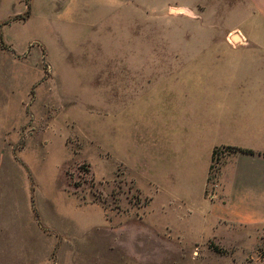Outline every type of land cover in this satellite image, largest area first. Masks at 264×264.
Masks as SVG:
<instances>
[{
  "label": "rangeland",
  "instance_id": "1",
  "mask_svg": "<svg viewBox=\"0 0 264 264\" xmlns=\"http://www.w3.org/2000/svg\"><path fill=\"white\" fill-rule=\"evenodd\" d=\"M156 72H264V0H0V264H264L206 210L218 150L203 194L161 165Z\"/></svg>",
  "mask_w": 264,
  "mask_h": 264
},
{
  "label": "crops",
  "instance_id": "2",
  "mask_svg": "<svg viewBox=\"0 0 264 264\" xmlns=\"http://www.w3.org/2000/svg\"><path fill=\"white\" fill-rule=\"evenodd\" d=\"M157 73L152 80L162 99L161 165L176 164L178 172L196 170V164H202L203 194L217 148L220 162L212 198L204 202L207 212L222 221L264 223V72H224L222 84L195 88L196 95L186 85L191 72ZM212 73L209 79L217 83L219 76ZM163 74H177L169 92L161 85ZM188 98L190 106L182 102ZM188 151L191 156H181Z\"/></svg>",
  "mask_w": 264,
  "mask_h": 264
},
{
  "label": "trees",
  "instance_id": "3",
  "mask_svg": "<svg viewBox=\"0 0 264 264\" xmlns=\"http://www.w3.org/2000/svg\"><path fill=\"white\" fill-rule=\"evenodd\" d=\"M217 148L213 150V156L216 155Z\"/></svg>",
  "mask_w": 264,
  "mask_h": 264
}]
</instances>
